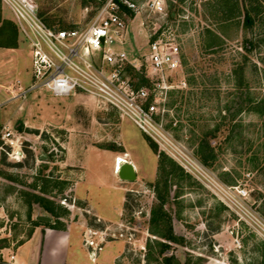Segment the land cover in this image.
<instances>
[{"label":"rangeland","instance_id":"obj_1","mask_svg":"<svg viewBox=\"0 0 264 264\" xmlns=\"http://www.w3.org/2000/svg\"><path fill=\"white\" fill-rule=\"evenodd\" d=\"M35 1L45 21L66 28L85 25L103 2ZM166 2L169 9L178 4L185 15L169 21L179 26L186 84L163 96L164 110L155 115L161 132L148 135L158 151L189 174L181 175L179 169L168 174L170 197L164 208L182 238L170 242L165 253L187 264H264V9L260 13V0ZM234 2L240 10L230 16ZM246 6L255 17L252 25L243 22ZM4 11L14 17L5 3ZM142 17L139 13L129 20L128 39L118 45L130 55L147 51ZM16 26L14 20L0 24V127L10 123L19 128L33 147H26L22 161L0 157V224L6 237L24 239L38 215L57 223L84 221L83 235L91 228L105 235L103 244L122 240L116 264H158L156 239L162 238L149 231V217L157 202L154 183L161 175L147 133L115 107L82 91L53 95L37 89L5 100V83L18 77L24 87L31 82L29 45ZM126 74L139 79L135 68L128 67ZM202 136L216 151L211 165L196 154ZM118 155L135 164V179L118 176ZM232 184L248 189L245 197L234 199L237 203L222 192V186ZM88 191L108 213L120 205L119 219L93 214L80 195ZM33 192L49 197L56 214L32 201ZM0 256L5 264H14Z\"/></svg>","mask_w":264,"mask_h":264},{"label":"built area","instance_id":"obj_2","mask_svg":"<svg viewBox=\"0 0 264 264\" xmlns=\"http://www.w3.org/2000/svg\"><path fill=\"white\" fill-rule=\"evenodd\" d=\"M1 1L12 10L31 54V82L24 87L17 80V90L11 97L37 89L53 95L82 91L115 107L145 133L159 135L161 128L155 115L164 110L160 108L163 96L186 84L179 26L169 21L184 14L172 15L166 0H103L85 25L66 28L46 22L35 0ZM139 13L143 15L140 25L148 47L137 56L118 45L128 39L129 20ZM128 67L135 68L148 82L137 84L126 74ZM26 147H33L32 140L22 130L10 123L1 124L0 157L3 154L22 161ZM222 187L234 203L248 193L245 184ZM83 236L94 259L103 248L105 235L88 228Z\"/></svg>","mask_w":264,"mask_h":264},{"label":"crops","instance_id":"obj_3","mask_svg":"<svg viewBox=\"0 0 264 264\" xmlns=\"http://www.w3.org/2000/svg\"><path fill=\"white\" fill-rule=\"evenodd\" d=\"M8 20L13 22L15 17L5 13L4 3L0 0V24ZM133 27L135 28L134 25ZM22 78L18 77L3 85V89L8 94L5 100L11 98V94L17 90V80L21 84ZM111 162L113 163V157ZM77 184H79L78 180ZM82 194L87 198L88 207L93 214L112 221L119 219L120 205L115 207L116 213H108L107 210L100 208L96 202L91 200L89 191L86 193L81 192L80 195ZM1 208L0 206V214L4 212ZM49 220H52V218L50 217ZM3 227L4 225L0 224V237L7 236ZM85 227L84 221L66 222L57 226L40 222L34 224L30 233L21 241L14 242L7 237L9 244L0 247V254L6 258H11L14 264H116V257L121 253L123 246L122 240H107L103 248L92 259L87 246L83 242ZM10 255H13V257Z\"/></svg>","mask_w":264,"mask_h":264},{"label":"trees","instance_id":"obj_4","mask_svg":"<svg viewBox=\"0 0 264 264\" xmlns=\"http://www.w3.org/2000/svg\"><path fill=\"white\" fill-rule=\"evenodd\" d=\"M172 6H174V8H171ZM263 9H264V3L263 0H260V13ZM170 10L172 15L179 13L178 4L176 5L175 3H171ZM229 10L233 11V15L230 16H235L237 12L240 10L239 6L237 5V2H234L233 7L228 9V12ZM251 10H252L251 8H248L247 6L245 7L244 17H243V22L245 25H252L254 23L255 17L251 13ZM137 76L139 78L136 81L137 84H143V83L145 84L148 82L147 78L143 76L141 73H139V71H137ZM261 101L264 104V99ZM145 138L149 146L158 153V173L159 175H161V178L156 180V182L154 183L157 202L152 205L150 209V217H149V223H150L149 231L162 238V239H156V242H158V244L160 245L159 252L161 255V257L158 258L159 260L158 264H187V263H180L178 258L173 253L170 254L165 253V250L169 247L170 242H179L182 237L174 231L171 214L168 210L164 208V204L170 197L169 189H168V174L176 172V169H179L181 175L182 174L188 175L189 173H186L182 168V166L178 165L170 156H168L165 153V151L162 150L158 151L157 143L148 134L145 135ZM196 154L199 160L205 165H211L216 158V151L205 136H202L199 139V143L196 149ZM31 194L33 196L32 201L38 202L50 213L56 214L54 210L53 201L49 197L35 192ZM40 222L44 224H50V226L61 225L60 222L57 223L56 221H54V219L44 220V219L35 218L33 220V223L35 224ZM8 244H9V240L6 236L0 237V247L6 246ZM262 244L264 246V241H262ZM262 254H263L262 262H264V250L262 251ZM0 260L4 264L7 263V261L3 260L1 256H0Z\"/></svg>","mask_w":264,"mask_h":264},{"label":"water","instance_id":"obj_5","mask_svg":"<svg viewBox=\"0 0 264 264\" xmlns=\"http://www.w3.org/2000/svg\"><path fill=\"white\" fill-rule=\"evenodd\" d=\"M118 176L122 179L126 180H132L135 179L136 174V167L134 166V163L131 160L123 161L120 165L119 170L117 171ZM36 218L38 219H44L49 220L50 216L47 215H38Z\"/></svg>","mask_w":264,"mask_h":264},{"label":"bare ground","instance_id":"obj_6","mask_svg":"<svg viewBox=\"0 0 264 264\" xmlns=\"http://www.w3.org/2000/svg\"><path fill=\"white\" fill-rule=\"evenodd\" d=\"M126 160H128V159H126V157L124 155H122V156L121 155L116 156V158H115V168H116V172L119 170L121 163L123 161H126ZM134 166H135V164H134Z\"/></svg>","mask_w":264,"mask_h":264}]
</instances>
